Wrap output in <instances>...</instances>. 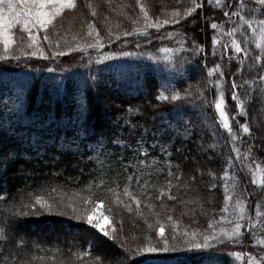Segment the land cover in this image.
I'll return each instance as SVG.
<instances>
[{"label":"trees","instance_id":"1","mask_svg":"<svg viewBox=\"0 0 264 264\" xmlns=\"http://www.w3.org/2000/svg\"><path fill=\"white\" fill-rule=\"evenodd\" d=\"M195 3L203 8L183 19L193 0H72L31 48L28 33L12 29L10 55L21 58L0 60V264H127L120 254L160 242L161 226L182 248L213 230L220 242L136 255L133 264H264V37L257 33L264 5ZM229 4L238 13L230 20ZM177 12L179 24H163ZM145 13L162 27L145 29ZM232 36L243 54L225 50ZM98 43L100 53L117 54L97 63L88 45ZM90 75L100 79L86 87ZM161 93L169 99L157 100ZM218 97L231 132L215 109ZM37 197L58 210L21 215ZM98 204L108 236L86 223ZM236 222L239 235H225Z\"/></svg>","mask_w":264,"mask_h":264},{"label":"snow or ice","instance_id":"2","mask_svg":"<svg viewBox=\"0 0 264 264\" xmlns=\"http://www.w3.org/2000/svg\"><path fill=\"white\" fill-rule=\"evenodd\" d=\"M140 0H137V3L139 4ZM195 6L191 8H186L183 13V19H186L187 17L192 16L194 13H196L197 9L203 8V4L195 3V0H193ZM207 3L209 6L213 4V0H207ZM215 3L217 6L220 5V0H215ZM258 3L260 5H264V0H258ZM73 7L72 0H0V44L3 46V54H0V60L8 61L9 59L16 60L17 62L20 60L21 57L16 56L14 54L10 55V45L13 43V38L11 35L12 29L16 25H20L22 30L29 35V39L31 43L28 44V47L31 48L34 44L37 43V36L36 33H39L41 30H47L50 25L53 24V20L60 15V13L65 8H71ZM141 11H143V8H141ZM180 13H174L173 17L171 19H165L163 21L164 25L167 24H179L180 19L177 17H180ZM238 15L237 12L232 11V5H227L226 10L223 11V17L231 19L232 16ZM241 21H244L245 23H248V27H252V23L245 21L243 16H240ZM207 21V18H205ZM144 23H145V29L147 28H156L159 30L162 25L159 22H154L150 19H148L147 13H145L144 16ZM261 24H264V21H260ZM54 26V25H53ZM210 28L212 30L217 29V23L214 21L210 24ZM125 36L131 35V33H124ZM170 36L171 33H168ZM160 39H164V37H159ZM119 39V37H117ZM44 40H49V37L47 35L44 36ZM23 42V41H21ZM193 45L196 44V41H192ZM217 43V40L215 37H213L212 44L215 46ZM187 41L182 42V48L186 49ZM137 47H139V44H137ZM232 47L235 50L236 53H240L242 51L240 45L237 43L236 40H233ZM88 48H94L97 50V63H100L102 61L109 60L113 58L117 53L114 52H103L100 53L98 50L104 48V44L98 43L96 45L89 44ZM72 48H68V52H72ZM165 51H171V49H165ZM194 51L199 52L200 48H195ZM36 52L31 53H25L26 56L31 57L35 56ZM133 53L130 52H124L120 51L119 55L121 56H129ZM41 56H43V52L40 53ZM56 55L64 56L66 55L65 52L61 51L59 53L53 52V57ZM213 55H215V52H213ZM148 56L150 59H155V57L152 55V53H148ZM47 59V57H45ZM91 58L89 57V64H91ZM218 67V66H217ZM93 71H96L95 69ZM214 69L209 68L208 74L211 76ZM100 77L96 75H90V82L86 80L85 86H95L97 82L99 81ZM259 79L264 80V76L259 77ZM233 92H232V99L237 102V108L240 109L242 105L239 103V97L237 95L236 89L238 88L237 84L233 82L232 84ZM157 100H168L169 97L161 93L156 97ZM179 99L178 94H174L171 96V100L177 101ZM224 104L225 101L223 98L218 99L215 103V109L218 111L219 116L223 120V124L225 128H228L229 132H231V128H229L228 124V118L226 116L225 110H224ZM239 114V113H238ZM183 119L182 116H178L176 120V125H173L171 122H169V127H175L178 126L180 121ZM185 125H189L190 121H185ZM241 128L244 133H249L250 128L247 124H242ZM235 139V137H234ZM97 143H102L98 141ZM154 147V145H153ZM237 154L239 152L237 151ZM141 155L147 157L149 153L147 151H144L141 153ZM143 162V161H142ZM227 175V173H225ZM132 177H129V180H131ZM255 183V181H253ZM262 184H264V181H262ZM212 188H215L216 185L212 184ZM227 191V189H225ZM127 190L125 191V195H127ZM170 199H174V197L169 196ZM135 200L136 198L133 197ZM229 199L228 196H225V200ZM37 204H39V207H37ZM137 204H139V201H137ZM28 205H25V208H28ZM59 206L57 205H47L40 203V198L37 197V202L31 204L30 211L21 213V215H40L42 214V209L46 210L47 212L51 213L55 210H58ZM227 211V209H225ZM73 212H76V209H73ZM75 219L80 222L82 220L80 215H76ZM171 219V217H169ZM221 219H224L222 217ZM239 220H243V217H239ZM86 223L97 230L99 232L103 233L104 236H108V232L105 230L104 226L100 223L99 219H96L93 221L92 216H88ZM212 226L209 225V228ZM242 224L240 222H236L234 229L231 233H225V235L229 237H236L239 235L241 230ZM157 235L160 237V242H158L155 245L149 244L143 248H137L135 252L132 253V257H128L127 251L125 253H121L120 255L125 257L127 259V264H133V259L136 255H142V254H154V253H177L181 251H192V250H201V249H207L211 247V242L213 240L220 242V237L218 234L215 233L213 230L210 234H205L203 236V242L195 241L194 239L186 241V247H179L177 243L175 242L177 240L176 236H173L171 240L165 235V229L163 226H161L158 231ZM91 244V241L88 242ZM120 264H123V261L120 262Z\"/></svg>","mask_w":264,"mask_h":264},{"label":"rangeland","instance_id":"3","mask_svg":"<svg viewBox=\"0 0 264 264\" xmlns=\"http://www.w3.org/2000/svg\"><path fill=\"white\" fill-rule=\"evenodd\" d=\"M18 26H20V25H18ZM263 29H264V24H260V28L258 29V32H257L259 37H264V31H263ZM220 34H221V39L223 38V36L227 35L226 32L224 31L223 27L221 29V33ZM235 34H238V32H235ZM233 40H236V37L232 36V39L230 41H229V39L226 40V42H225V46H226L225 47V50H227V47H228L233 52V54H236V55L243 54V48L241 47V45L239 44V42L237 40L236 41L240 45L242 51L240 53H236L235 52V50L232 47ZM0 45L2 46V44H0ZM2 48H3V46H2ZM218 99H221V98L218 97ZM223 107H225V104H224ZM217 113H218V111H217ZM218 117L223 122L222 118L219 116V113H218ZM254 174L255 175H254L253 181H255L257 184H259V180H260L259 172L256 171ZM100 206H101V204H98L97 208L94 209V211L90 214V216H92L93 221H95L96 219H99L100 220V223L104 226V228L106 230L107 226L109 225V219L105 215H103L101 213ZM97 231L99 232V230H97ZM101 234H103V233H101Z\"/></svg>","mask_w":264,"mask_h":264}]
</instances>
